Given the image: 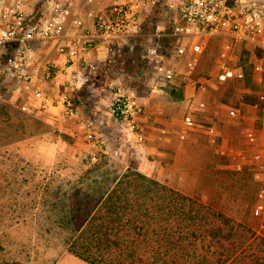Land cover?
<instances>
[{"label":"built area","instance_id":"built-area-1","mask_svg":"<svg viewBox=\"0 0 264 264\" xmlns=\"http://www.w3.org/2000/svg\"><path fill=\"white\" fill-rule=\"evenodd\" d=\"M160 1L115 0L109 8L94 12L93 29L78 31L64 39V28L72 15L71 5L60 0H0V85L25 89L23 111L43 118L52 114L51 109H57L53 113L57 123L73 124L76 128L73 135L81 140L85 137L89 147L81 156L82 162L96 165L97 155L110 150L112 134L118 142L111 152L114 156L120 157L128 148L135 160L146 161L147 145L139 123L145 103L134 91L123 88L126 72L115 73L114 84L105 90V114L98 112L93 118L83 119L81 108L73 101L74 93L88 87L97 71L96 65L86 61L98 46L97 38L118 40L121 47L132 50L144 43V52L138 58L154 73L157 82L168 87L183 85L194 92L207 90L213 82L197 77L196 70L208 48V40L213 37L222 39L216 56L221 81L231 78L243 81L248 65L258 81L264 76V0H175L169 5L175 11L170 26L165 28L158 22L154 32L146 34L142 13ZM36 42L53 45L65 60L64 79L57 96L47 90L57 76L56 64L41 57ZM190 43L196 55L178 68ZM106 50L108 58L121 61V48L108 45ZM74 63L78 67L69 70ZM188 101L183 123L186 130H192L198 124L193 117L194 100ZM256 105L264 111V93L258 96ZM229 115L237 117L238 112L230 110ZM249 140L257 144L254 136ZM254 160L264 161V146L254 153ZM234 167L241 170L243 164L236 162Z\"/></svg>","mask_w":264,"mask_h":264},{"label":"rangeland","instance_id":"rangeland-1","mask_svg":"<svg viewBox=\"0 0 264 264\" xmlns=\"http://www.w3.org/2000/svg\"><path fill=\"white\" fill-rule=\"evenodd\" d=\"M143 46L138 44L133 50L121 47L120 62L128 70L143 54ZM191 47L178 68L196 55ZM204 55L199 65L209 73L201 75L226 87L225 97L231 107L226 111L253 114L252 131L259 133V144L264 146V111L256 105L257 97L264 93V78L258 81L248 76L247 83L232 78L221 81L217 51L208 49ZM140 91L145 92L144 88ZM25 96V89L0 85V264H88L67 251L73 234L68 219L71 209L81 206L87 194L99 196L125 171L124 163L111 153L118 142L112 134L110 150L97 155L96 165H88L81 161L88 145L65 134L53 113L38 118L23 111ZM125 151L130 152L128 148ZM211 155L207 164L217 159ZM249 158L241 170L235 169V164L218 169L211 166L213 163H201L198 173L167 170L160 179L151 178L197 197L264 236V176L254 175L256 163ZM130 167L136 170L137 165Z\"/></svg>","mask_w":264,"mask_h":264},{"label":"crops","instance_id":"crops-1","mask_svg":"<svg viewBox=\"0 0 264 264\" xmlns=\"http://www.w3.org/2000/svg\"><path fill=\"white\" fill-rule=\"evenodd\" d=\"M60 1L72 6V15L64 28V39H69L78 31L93 29L94 12L109 8L115 0ZM174 2L175 0H161L149 11L142 13V26L146 34H152L155 24L158 22H161L165 28L170 26L175 14L168 7ZM96 42L98 43L97 48L87 56L86 61L96 65L97 71L92 74L88 87L74 93L73 101L81 108L83 119L93 118L98 112L105 114V90L114 84L115 73L118 71L127 73V77L122 82L123 88L134 91L145 103V111L139 116V123L142 139L147 145L148 159L143 162L135 160L131 152L127 154L124 150L118 159L124 163L125 170L131 168L130 165L134 163L137 165L136 170L147 176L160 179L159 177L162 174L164 176L167 170L174 173H198L201 163L206 166L213 163L211 166L214 168L229 169L236 162L244 163L249 157L254 159V153L262 147L259 144V133L252 131L254 116L249 111L243 115L238 112L236 118L228 116L229 111H226V108L229 110L231 107L225 97L226 87L215 82L210 84L207 90L201 92H194L191 87L183 85L168 87L157 82L153 77L154 73L142 64L139 58L134 61L130 70L120 63V58L116 60L108 58L106 56L108 45L116 49L121 48L122 44L118 40L104 41L97 38ZM191 44H188L189 49ZM221 44V38H210L204 54H207L208 49L216 50L218 53ZM35 46L44 60H52L56 64L57 76L54 82L47 86V90L50 94L57 96L64 79L62 71L65 69V60L53 45L36 42ZM207 61L205 60L204 63H208ZM77 67L78 64L74 63L69 70ZM198 68L196 76L204 79V75L201 74L209 72L205 71L204 67ZM141 88H144V93H141ZM191 98L194 100L193 117L198 125L192 130H186L183 116L187 113L188 100ZM51 111L55 113L57 109H51ZM46 119L53 120L49 117ZM72 125H60V128L65 134L76 138L73 135L76 133V128ZM243 127L246 128L243 129ZM253 132L255 135L252 134ZM251 136L255 137L257 144L250 142ZM82 139V142L87 144L86 138ZM211 153H213L211 156L214 158L216 155L217 159L211 164H207L205 161ZM230 158L233 160L228 162L231 160ZM255 163L254 175L263 177L264 161H255ZM192 165L194 168L191 170ZM186 166L189 167L186 168Z\"/></svg>","mask_w":264,"mask_h":264},{"label":"trees","instance_id":"trees-1","mask_svg":"<svg viewBox=\"0 0 264 264\" xmlns=\"http://www.w3.org/2000/svg\"><path fill=\"white\" fill-rule=\"evenodd\" d=\"M70 212L67 251L88 264H264V236L132 168Z\"/></svg>","mask_w":264,"mask_h":264}]
</instances>
